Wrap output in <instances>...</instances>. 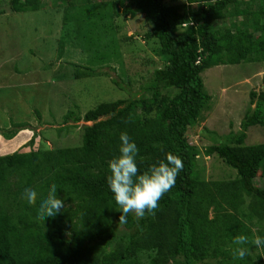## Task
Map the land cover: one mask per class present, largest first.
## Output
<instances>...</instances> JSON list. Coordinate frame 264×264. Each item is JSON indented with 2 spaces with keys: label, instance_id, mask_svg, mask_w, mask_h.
<instances>
[{
  "label": "trees",
  "instance_id": "obj_1",
  "mask_svg": "<svg viewBox=\"0 0 264 264\" xmlns=\"http://www.w3.org/2000/svg\"><path fill=\"white\" fill-rule=\"evenodd\" d=\"M176 2L76 0L64 10L60 50L66 40L87 55L85 66L75 65V80L108 75L97 67L115 61L122 67L121 44L133 37L122 32L120 22L138 16L148 27L145 38L157 42L163 66L138 97L100 103L83 117L69 111L65 122L92 123L83 125L78 146L0 156V264H137L143 252L149 264H261L248 250L249 239L237 245L233 238L251 234L246 219L258 217L264 224V144L246 145L248 130L264 127V93H251L239 131L224 137L211 132L206 155L234 169V178L202 180L195 170L199 150L188 132L212 100L202 78L206 69L264 61V0H186L183 10ZM9 5L14 13L37 12L44 0H10ZM29 128L14 123L2 135L10 140ZM124 132L138 146L141 173L166 161L169 153L180 157L184 167L155 216L137 220L129 213L127 223L119 225L122 210L107 177ZM33 143L34 138L28 146ZM52 184L65 207L43 221L37 210ZM223 185L219 200L212 191ZM25 188L37 192L36 205L23 198ZM211 207L215 217L210 220ZM238 248L247 251L243 260L235 256Z\"/></svg>",
  "mask_w": 264,
  "mask_h": 264
},
{
  "label": "rangeland",
  "instance_id": "obj_2",
  "mask_svg": "<svg viewBox=\"0 0 264 264\" xmlns=\"http://www.w3.org/2000/svg\"><path fill=\"white\" fill-rule=\"evenodd\" d=\"M185 1L178 0L174 5L183 10L187 7ZM9 3L10 0H0V144L5 129L13 128L14 123L27 124L30 128L23 135L28 142L19 148L21 153L78 146L82 143L83 125L92 123L73 119L65 122L69 111L83 117L100 103L138 97L154 70L163 66L157 42L145 38L148 27L138 16L120 22L122 32L133 37L121 44L122 67L115 61L97 67L98 72L108 75L75 80V65L85 66L87 55L66 40L60 50L59 42L65 34L64 10L75 6L76 0H44L43 9L26 13L12 12ZM202 78L212 100L203 118L188 132V138L199 150L195 162L198 176L214 183L234 178L236 171L217 156L206 155V148L212 144L211 132L224 137L240 130L251 107V93H264V61L209 68ZM113 79L126 89L118 87ZM32 138L34 143L29 147ZM259 144H264V127L255 126L247 132L246 145ZM10 149L3 150L1 146L0 156L14 153ZM255 182L263 185L259 178ZM225 189L224 185L221 189L214 187L212 192L220 200L219 193ZM228 209L235 213L238 208ZM213 210L211 207L207 216L210 220L215 217ZM258 220H245L252 229L248 250L255 261L264 264V246L252 243L256 236L264 237V224ZM138 256L137 264H149L147 252Z\"/></svg>",
  "mask_w": 264,
  "mask_h": 264
},
{
  "label": "clouds",
  "instance_id": "obj_3",
  "mask_svg": "<svg viewBox=\"0 0 264 264\" xmlns=\"http://www.w3.org/2000/svg\"><path fill=\"white\" fill-rule=\"evenodd\" d=\"M253 107L255 108V104ZM154 115L155 112L152 113V116ZM120 141V155L109 162L111 174L107 177V184L116 204L122 210L119 225H124L127 223L129 213L134 214L137 220L145 218L146 214L155 216L160 207L159 202L175 186L184 164L180 157L169 153L166 161L153 164L141 173L136 160L139 154L137 144L126 132L121 133ZM23 198L30 205H36L38 194L33 188H25ZM64 207V200L57 196V186L52 184L46 198L39 202L37 218L45 221L49 217H55ZM248 242V237L244 235L233 238V243L237 245ZM252 243L256 247H262L264 237L256 236ZM246 255V249L236 250V258L243 260Z\"/></svg>",
  "mask_w": 264,
  "mask_h": 264
},
{
  "label": "crops",
  "instance_id": "obj_4",
  "mask_svg": "<svg viewBox=\"0 0 264 264\" xmlns=\"http://www.w3.org/2000/svg\"><path fill=\"white\" fill-rule=\"evenodd\" d=\"M26 131L27 130L19 132L14 138H12L10 140H7L2 136L4 139L2 138V144H0V148H1V146L3 147V150H5V149L9 150V148H11L10 151H13L14 153L15 152L21 153V150L19 148H21L22 146H24L28 142L27 138L24 137V135H23V134H25L23 132H26ZM7 155H10V154H7Z\"/></svg>",
  "mask_w": 264,
  "mask_h": 264
}]
</instances>
